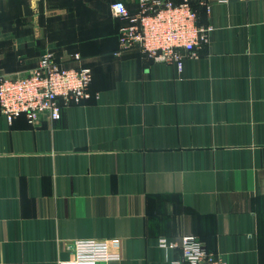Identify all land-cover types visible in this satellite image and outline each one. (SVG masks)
Instances as JSON below:
<instances>
[{
	"label": "crops",
	"instance_id": "crops-1",
	"mask_svg": "<svg viewBox=\"0 0 264 264\" xmlns=\"http://www.w3.org/2000/svg\"><path fill=\"white\" fill-rule=\"evenodd\" d=\"M114 1L0 0V77L46 50L92 69L58 120L0 113V264H57L81 238L118 240L99 264H172L159 239L186 234L264 264V0H206L208 42L181 69L120 47Z\"/></svg>",
	"mask_w": 264,
	"mask_h": 264
},
{
	"label": "built area",
	"instance_id": "built-area-1",
	"mask_svg": "<svg viewBox=\"0 0 264 264\" xmlns=\"http://www.w3.org/2000/svg\"><path fill=\"white\" fill-rule=\"evenodd\" d=\"M226 2L228 0H216ZM209 10V3L200 2ZM114 17L127 19L120 27L119 45L124 50L137 49L148 59L182 67L184 57H197L200 48L208 42L207 24L197 23L196 10L191 0H138V11L130 14L125 3L115 0L110 4ZM74 58L79 59L78 54ZM91 69L66 67L53 53L46 50L31 71L17 76L0 77V113L9 123L24 115L35 123L42 113L51 120H58L64 107L78 104L89 98ZM117 239L81 238L68 246L69 257L57 264H99L120 260L115 248ZM162 247L180 250V259L172 264H226L217 254L207 251L197 236L186 234L179 242L159 239Z\"/></svg>",
	"mask_w": 264,
	"mask_h": 264
},
{
	"label": "trees",
	"instance_id": "trees-1",
	"mask_svg": "<svg viewBox=\"0 0 264 264\" xmlns=\"http://www.w3.org/2000/svg\"><path fill=\"white\" fill-rule=\"evenodd\" d=\"M174 3H178L180 0H172ZM112 2L109 3V5L111 4ZM191 5L192 7L196 10V13H197V23L198 24H206V21L204 19V13H205V6L203 5H200L199 3V0H191ZM130 14H134V13H131L129 12ZM117 19H120L122 21L121 25L119 26L118 28V32H117V42H118V34H119V29L121 26H123L124 24H126L128 22L127 19H124V18H120V17H116ZM42 55V53H41ZM40 55V56H41ZM60 62V61H58ZM62 63V62H60ZM63 64V63H62ZM66 66V65H65ZM83 67H89V66H86V65H82ZM66 67H70V66H66ZM74 67H77L76 65H74ZM90 68V67H89ZM91 69V68H90ZM92 70V69H91ZM92 73V72H91ZM199 239V238H198ZM200 240V239H199ZM201 241V240H200Z\"/></svg>",
	"mask_w": 264,
	"mask_h": 264
}]
</instances>
